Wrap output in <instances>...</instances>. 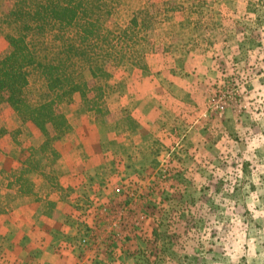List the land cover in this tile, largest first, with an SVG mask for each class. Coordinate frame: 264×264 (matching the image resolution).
<instances>
[{"label": "rangeland", "instance_id": "374dc122", "mask_svg": "<svg viewBox=\"0 0 264 264\" xmlns=\"http://www.w3.org/2000/svg\"><path fill=\"white\" fill-rule=\"evenodd\" d=\"M13 5L0 0L3 13ZM142 9L151 16L145 68L107 65L113 87L105 115L85 109L79 94L63 104L71 131L55 140L56 163L39 152L43 131L1 104L0 227L16 200L46 196L48 207L50 193L77 196L62 182L79 179L86 213L97 204L98 233L109 240L84 264H227L218 237L232 230L233 217L246 240L256 237L251 264H264L257 235L264 218L253 220L248 207L252 193L256 210L264 205V144L248 151L264 135L252 119L264 110V0H122L109 24L127 25ZM9 28L0 30V60L11 50ZM34 156L35 192L21 195L8 185Z\"/></svg>", "mask_w": 264, "mask_h": 264}, {"label": "trees", "instance_id": "16d2710c", "mask_svg": "<svg viewBox=\"0 0 264 264\" xmlns=\"http://www.w3.org/2000/svg\"><path fill=\"white\" fill-rule=\"evenodd\" d=\"M122 0H14L0 9V30L8 25L9 53L0 60V106L7 101L23 121L45 134L41 152L51 164L60 157L55 140L71 131L63 104L80 95L85 109L102 116L113 87L108 64L145 68L142 46L151 16L138 11L127 25H110ZM7 24V25H5ZM5 25V26H4ZM6 129L0 127V138ZM31 156L37 149L32 148ZM35 156L13 172L8 186L19 194L35 192Z\"/></svg>", "mask_w": 264, "mask_h": 264}, {"label": "crops", "instance_id": "0c3cea01", "mask_svg": "<svg viewBox=\"0 0 264 264\" xmlns=\"http://www.w3.org/2000/svg\"><path fill=\"white\" fill-rule=\"evenodd\" d=\"M69 170L72 168H65ZM62 185H72L79 194L61 197L50 193L48 207L42 205L46 196L18 199L13 209L3 215L0 264H84L91 254L99 259L97 255L108 247L109 240L98 233L97 204L92 203L91 213L84 208L82 191L86 181L70 180ZM83 236L90 239L87 245L80 242Z\"/></svg>", "mask_w": 264, "mask_h": 264}, {"label": "clouds", "instance_id": "9594fccd", "mask_svg": "<svg viewBox=\"0 0 264 264\" xmlns=\"http://www.w3.org/2000/svg\"><path fill=\"white\" fill-rule=\"evenodd\" d=\"M261 66L264 67V65ZM257 87H259V85H257ZM260 103L264 104V100L260 101ZM252 119L259 122L261 127H264V110H262L259 115L252 113ZM262 144H264V135H259L252 140L249 145L248 151L251 152L254 148L260 147ZM233 158H235V153H233ZM244 158L248 159L249 157L246 154ZM259 171L264 172V166H261ZM236 174L242 176L239 168L236 170ZM253 182L259 184V179L255 173L253 174ZM257 204H260V201L257 199V193H252L248 203V207L252 212L253 220L264 218V205H261L260 210L257 211ZM241 223L242 222L239 217H233L232 225L234 227H232V230L226 235L221 233L220 237H218L219 242L224 246L225 255L228 257L227 264H239L240 257L245 255L249 257L248 264H251V258L256 255V237L254 236L253 238L246 240L245 232L241 227ZM213 226L217 229L223 227V225L220 223H214ZM257 235L260 237V243H264V229L259 230ZM202 239L205 243V247L207 248V242L210 239V229L206 230V234L203 235ZM245 244L248 245L247 253L244 251ZM260 259L261 261H264V251L261 252Z\"/></svg>", "mask_w": 264, "mask_h": 264}, {"label": "built area", "instance_id": "2783aa9c", "mask_svg": "<svg viewBox=\"0 0 264 264\" xmlns=\"http://www.w3.org/2000/svg\"><path fill=\"white\" fill-rule=\"evenodd\" d=\"M89 237H87V236H83L81 239H80V242H81V244H83V245H87L88 244V242H89Z\"/></svg>", "mask_w": 264, "mask_h": 264}]
</instances>
